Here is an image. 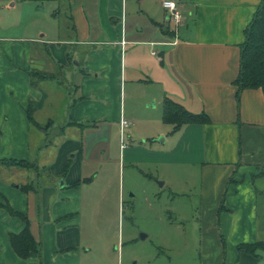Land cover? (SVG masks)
Wrapping results in <instances>:
<instances>
[{
	"label": "crops",
	"instance_id": "0c3cea01",
	"mask_svg": "<svg viewBox=\"0 0 264 264\" xmlns=\"http://www.w3.org/2000/svg\"><path fill=\"white\" fill-rule=\"evenodd\" d=\"M163 1L164 16L145 12L150 36L125 26L124 0H41L50 5L52 26H41L33 40L40 42L37 58L27 40L0 38V157L37 166H1L0 201L28 216L43 264H102L94 259L102 236L93 233V216L109 209L112 176L96 170L103 158L86 156L85 138L102 124L119 127L139 85L153 86L157 102L167 96L209 121L131 141L119 162L143 155V162L193 167L181 173L198 195V264H264V251L238 249L264 241V177H254L264 167V90L246 88L238 99L235 84L245 30L263 0H175L183 14L178 24ZM32 69L53 76L33 86ZM63 81L74 84L71 93H63ZM117 194L121 203L124 187ZM25 225L0 208V264H38L36 253L21 258L10 242L9 233Z\"/></svg>",
	"mask_w": 264,
	"mask_h": 264
},
{
	"label": "rangeland",
	"instance_id": "374dc122",
	"mask_svg": "<svg viewBox=\"0 0 264 264\" xmlns=\"http://www.w3.org/2000/svg\"><path fill=\"white\" fill-rule=\"evenodd\" d=\"M40 1L0 0V38L27 40L35 58L40 52V42L33 40H40L41 26H52L46 18L50 5L43 8ZM161 1L124 0L125 26L142 27L147 36L153 35L152 20L145 12L154 10L164 16ZM55 74L64 78L61 68L56 69ZM61 89L63 93H71L74 84L63 81ZM157 100H160L157 90L151 85L137 86L127 99V119L131 122L125 129L128 148L131 141L138 144L147 139H160L173 129L172 124L164 122L163 104ZM154 101L157 103L150 106ZM102 125L99 129H89L85 138L86 156L103 158L104 165L99 162L95 168L102 173V178L105 171L112 176L109 209L95 211L93 216V233L102 236V241H96L102 249L94 256L95 261L102 264H198L197 243L192 239L198 195L195 191L189 192L192 187L181 173V168L191 171L193 167L177 168L163 161L153 163L148 157L143 162L144 159L140 160L146 157L143 155H138L137 162L127 158L121 163L119 159L124 153L120 148L121 127ZM101 179L98 182H103ZM161 181L165 182L162 186ZM119 185L124 187L125 193L121 203H118ZM144 235L147 237L143 238Z\"/></svg>",
	"mask_w": 264,
	"mask_h": 264
},
{
	"label": "trees",
	"instance_id": "16d2710c",
	"mask_svg": "<svg viewBox=\"0 0 264 264\" xmlns=\"http://www.w3.org/2000/svg\"><path fill=\"white\" fill-rule=\"evenodd\" d=\"M245 36V41L241 46L240 72L235 80L238 99L242 90L246 88H262L264 90V0L246 28ZM29 75L33 86L37 85L40 79L53 76L51 73L37 69H32ZM34 111L35 107L33 103H30L28 114L31 120H33ZM163 120L173 125V131H177L184 125L208 122L209 118L206 113L188 111L183 105L166 96L163 100ZM73 123L77 122L73 121ZM3 165L24 168L37 167L34 162L29 160L0 157V167ZM254 177H264V167ZM24 189H27V187H24ZM0 208L5 209L12 216L20 217L26 223L21 232L9 233L10 242L18 256L26 259L36 253L38 264H43L42 243L33 236L28 216L15 210L7 199L0 201ZM238 249L258 254V251H264V241L242 243L238 246Z\"/></svg>",
	"mask_w": 264,
	"mask_h": 264
},
{
	"label": "built area",
	"instance_id": "2783aa9c",
	"mask_svg": "<svg viewBox=\"0 0 264 264\" xmlns=\"http://www.w3.org/2000/svg\"><path fill=\"white\" fill-rule=\"evenodd\" d=\"M163 6L165 7L169 18L173 19L177 24L180 23L183 19V14L178 7V4L175 0H164ZM125 43V41H123ZM131 124V122L126 118L122 117L120 120L121 126V150L125 149L128 146L127 137L125 129Z\"/></svg>",
	"mask_w": 264,
	"mask_h": 264
},
{
	"label": "water",
	"instance_id": "95a60500",
	"mask_svg": "<svg viewBox=\"0 0 264 264\" xmlns=\"http://www.w3.org/2000/svg\"><path fill=\"white\" fill-rule=\"evenodd\" d=\"M62 183H63V180L60 181V184H62ZM145 237H146V235L143 236V238H145Z\"/></svg>",
	"mask_w": 264,
	"mask_h": 264
}]
</instances>
